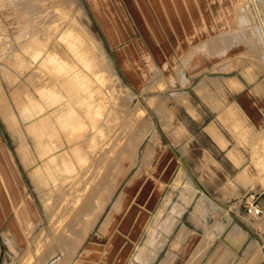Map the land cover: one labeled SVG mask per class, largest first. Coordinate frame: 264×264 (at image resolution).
Masks as SVG:
<instances>
[{"label": "rangeland", "instance_id": "obj_1", "mask_svg": "<svg viewBox=\"0 0 264 264\" xmlns=\"http://www.w3.org/2000/svg\"><path fill=\"white\" fill-rule=\"evenodd\" d=\"M92 1L0 0V91L20 90L14 100L31 120L38 161L30 164L25 144L26 164H16L23 182L14 203L0 171V264H77L94 236L103 254L90 264H160L178 229L169 235L178 222L167 218V210L181 209L180 226L194 228L175 249L181 264L203 228L220 231L224 222L238 224L248 243L264 252V216L252 220L243 202L246 193L257 192L264 205V122L256 104L264 97L260 89L258 97L248 93L264 83V44L243 18L249 0H162L161 26L152 0H112L117 17L106 0H97L100 7ZM116 19L124 32L119 28L115 41ZM133 23L160 27L156 47L141 39ZM199 45L207 59L196 54ZM198 83L214 89L217 98L226 96L225 104H237L263 134L243 128L228 112L237 126L231 131L220 117L225 105L207 102ZM167 110L173 112L171 127L181 130L177 141L165 126ZM0 112L16 122L12 110L0 106ZM212 121L230 148L244 142L235 150L243 159L230 148L217 152L204 130ZM2 143L9 148L0 123ZM180 167L196 183V195L212 197L225 218L204 205L203 228L190 223L195 194L171 185Z\"/></svg>", "mask_w": 264, "mask_h": 264}, {"label": "crops", "instance_id": "obj_2", "mask_svg": "<svg viewBox=\"0 0 264 264\" xmlns=\"http://www.w3.org/2000/svg\"><path fill=\"white\" fill-rule=\"evenodd\" d=\"M94 1L97 2V0L92 1L94 6L96 7V4ZM108 1L109 0H106L105 7L108 6L110 8V10L113 12V14L117 17L118 14L116 13V11H114L115 9H117L116 6H114L112 0H110L109 3H108ZM152 1L154 4V7H155L156 20L158 21L157 24H159V26H161L160 25L161 24V22H160L161 10H160L159 6L162 3L161 2L162 0H160L159 3L157 4L158 9L156 7L155 0H152ZM97 3H98L97 7H100L99 2H97ZM132 3H133V5H132L133 8H135L133 1H132ZM119 4L120 3L118 1V5ZM129 6H130L129 4L128 5L126 4L125 9L127 10L128 14L130 15L132 12H130L131 7L129 8ZM135 11L136 10L133 9V16H134V18H137V13ZM143 14L146 15L145 13H143ZM112 22L113 23L111 26V34H112L113 40L116 41L117 39H119V34H120L119 30L122 27L120 25V22L117 19L115 22L114 21H112ZM133 25L135 26L136 32H138V34L141 36V39H143L144 41L147 40L152 45V47H156L155 45H157L158 42H160V40H161L160 27L158 29V26L156 24L154 26V25L148 24V23H145V24L141 23V25L139 26L136 23H133ZM108 26L110 29V23H108ZM122 32H124L123 28H122ZM145 34H146V36H145ZM136 41H138V40L136 39ZM197 49H198V51L196 54L199 57L207 59L206 57H204V54H202L200 51V49H204V45H199L197 47ZM157 54L158 53H153V55H157ZM184 78H186V81H189V78L187 76ZM118 79H119V77H118ZM180 80L182 81L183 77H181ZM231 83L240 84L241 88L242 89L244 88V84L239 79H237V80L232 79ZM233 84L230 85L231 88H233L232 87ZM197 88H198V90H201V92L203 94V98L206 99L207 102L215 103L219 106L225 105L224 106V112L220 113V117L226 124L228 123L227 126L229 127V129L231 131L235 130L237 126H235L236 122H234L232 120L229 121L230 114L228 112H232L233 115H237V117H238L237 122L242 123L243 128L246 126L248 129H250V131H252L254 133L263 134V133H260L261 131H257L253 125L247 123L246 117L243 115L241 109L238 107L237 104H235L234 102H229L228 104L224 103L223 98H225L226 96L224 97L222 94L221 95L219 94L218 96L221 98H217L214 89H212V88H208V89L205 88L204 89V88H202L201 83H198ZM257 89L261 90L260 94H262L264 97V83H262V82H257L255 84V86L252 88V90L248 91V93L253 95V96L258 97L257 94L259 92H257ZM19 92H20V90H18V89H14V90L9 89L8 91L7 90L0 91V106L4 107L7 110H12V112L15 114V117H16V122L15 121L14 122L8 121L5 118V116L0 112V123L4 128V134H5L6 142L10 148L9 149L5 143H2L0 145V171L2 172L3 176H5V178H6V184H5L4 180H3V182L6 186V188L8 189L7 190L8 194H9L11 200L13 201V203L18 200L17 186L20 185L21 182H23L21 175H20V172L17 169L16 164H26L25 161H27V158L24 155L27 153V149H26V147H24L25 144H28V146H29L28 160L31 162L30 164H36V162H38L37 159L36 160L33 159V155H32V153H33L35 156L34 147L32 148V141H33L32 137H34V136L32 134H30L28 131V127L30 130L31 120H29L27 118L28 116L26 117V116H23L21 114V112L18 110V107L16 104L17 102L15 101L16 95ZM256 104H257V107L259 108L260 113H261L260 114V116L262 118L261 122H264V102L257 99ZM185 105H186L187 111L189 112V114L191 116H193L194 118H197L199 116L197 109L190 102H186ZM57 112L62 113V112H64V109L59 107ZM172 118H173L172 110H167V114H166L167 121H166L165 126H166V129L170 130V135L174 138L175 141H177L180 137V131L181 130L179 128H172L171 127L172 126ZM229 122H231V124ZM204 130L212 139L213 147L217 150V152L220 150H227L230 148L229 145L231 143H230L229 138L227 137V135L225 134L223 129L216 124V122L212 121L211 123H208L204 127ZM243 143H244L243 141H241V142L238 141V144L240 146H242ZM238 144L233 145V147H231L229 149V152L233 151L236 159L240 160V159H243V157H242L243 155L238 153V152H236L238 154H235V150H237ZM12 154L14 156V159H16L15 161L13 159ZM168 163L169 162H167V164ZM182 164H183V162H182ZM236 166L237 167L241 166V164H236ZM248 166L249 165H246L244 168L242 166L243 169L239 172L240 176H241L242 171H244V169ZM1 178H2V176H1ZM238 181H239V183L242 184V182L240 181V177H238ZM175 184L179 185L181 187L188 186L189 187V193L191 194V192H192L195 194L194 200H193L194 202L191 201L192 203L190 204V206L193 205V203L195 204L194 210L192 211V222H190L191 224L193 223V225L195 227H202L203 228V226H201V224H203L206 210L202 209L201 206H204V205H206L207 207H211L213 209H216V211L219 212L223 216L222 218H225L226 214H222L220 207L214 202L212 197H210L208 194H202L200 196L196 195L197 188L194 185L196 183L187 177L186 170L183 167H180L178 169L174 178L171 181V185L173 187ZM237 188H234V190L231 191L232 195H234V193L236 194L238 192ZM239 189L241 190V187ZM166 197H167V194L164 195V198H165L164 203L165 204L168 203V200H166ZM184 200L185 199H183V201ZM25 209L28 210L27 206H24L22 208L23 213H26ZM173 211L174 210H167V213H170V214H167L166 216H167V218L176 219V221L178 223L171 227V230H170L171 232L169 233V235L177 227H178V229H177L176 236H175L173 242L171 243V247H168L165 249L164 257L161 258L160 264H181V260L178 261L179 255H177V253L175 252V249H179L182 242L184 240L188 239L189 236H191V234L194 232V228H192V227H188L186 225L180 226V223H181L180 218H181L182 213L185 211V209H181L177 213H174ZM18 212H16V219L18 218V215H17ZM225 213L229 214L232 217V215L230 214L229 211H225ZM207 215L209 216V215H211V213L209 212V213H207ZM17 223H19V222H17ZM16 227H17V231H15V232H16L17 236H19V234L21 233L20 224H17ZM208 232L212 236H206V234L209 235ZM208 232L203 228V233L198 238L197 242L195 243V245L191 249L189 255L187 256V258L185 259L183 264H194V262H196V261H197V264H250V260H251V264H252L253 260H255L254 264H264L263 248L260 247V248H257V250H256L254 248V244L251 243L252 241L250 243H248L249 239H248V237L245 238V230L243 228H241L238 224H233V223L231 224V222H227V223L224 222V226L222 227V230L216 231L214 229L212 232H210V231H208ZM169 235L166 237L167 241L165 242V245L162 247L163 249L165 248L166 244L169 241ZM204 238H208L209 240L205 241ZM101 242L102 241L100 239H98V236H94V239L92 240L91 243H89L86 246L84 253H82L80 255V258L78 259V261L76 263L77 264H90L89 263L90 260H93L94 258L95 259L100 258L101 254H103V252H100V249L98 247V243H101ZM247 246L249 248L248 251H246ZM111 249H112V247H111ZM248 252L250 253L251 258H249L250 255H248ZM112 253H113V250H112L111 254ZM118 255H119V251L117 253V256ZM73 259H74V257H73Z\"/></svg>", "mask_w": 264, "mask_h": 264}, {"label": "bare ground", "instance_id": "obj_3", "mask_svg": "<svg viewBox=\"0 0 264 264\" xmlns=\"http://www.w3.org/2000/svg\"><path fill=\"white\" fill-rule=\"evenodd\" d=\"M246 9H247L245 11L246 14L244 13V16H243V18L245 19V22L249 25L250 24L255 25L254 26L255 31L260 35L263 41V44H264V2H262L261 0H249V6L247 5ZM241 22L244 23V20L243 21L241 20ZM247 29L252 30L251 27H247L245 29L246 32H247Z\"/></svg>", "mask_w": 264, "mask_h": 264}, {"label": "built area", "instance_id": "obj_4", "mask_svg": "<svg viewBox=\"0 0 264 264\" xmlns=\"http://www.w3.org/2000/svg\"><path fill=\"white\" fill-rule=\"evenodd\" d=\"M244 195L245 200L244 207L248 214V216L256 221L257 219H260L264 216V205L259 200V195H257V192H250L248 195ZM243 197V198H244Z\"/></svg>", "mask_w": 264, "mask_h": 264}]
</instances>
